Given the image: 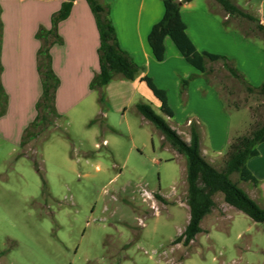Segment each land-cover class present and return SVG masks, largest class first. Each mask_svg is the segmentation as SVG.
I'll use <instances>...</instances> for the list:
<instances>
[{
  "label": "rangeland",
  "instance_id": "1",
  "mask_svg": "<svg viewBox=\"0 0 264 264\" xmlns=\"http://www.w3.org/2000/svg\"><path fill=\"white\" fill-rule=\"evenodd\" d=\"M260 8L264 18V0L249 9L259 16ZM221 15L227 21L223 9ZM228 21L245 41L264 48L255 22ZM207 69L206 75L196 69L190 83L200 79L207 85L202 98L210 89L218 93L232 135L248 134L264 122L263 97L250 93L221 61L208 62ZM181 77L172 99L177 115L164 118L188 138L195 100H189V86L181 97ZM3 96L0 84V102ZM137 102L163 116L154 96H139L126 113L112 108L106 97L104 116L84 115L86 104L69 115L51 116L54 122H43L25 147L0 135V264H264V225L232 206L228 210L221 193L214 196L203 232L189 246L176 242L190 216L186 159L144 119ZM200 122L203 148L222 169L228 144L210 146L208 126ZM231 178L250 189L238 174Z\"/></svg>",
  "mask_w": 264,
  "mask_h": 264
},
{
  "label": "crops",
  "instance_id": "2",
  "mask_svg": "<svg viewBox=\"0 0 264 264\" xmlns=\"http://www.w3.org/2000/svg\"><path fill=\"white\" fill-rule=\"evenodd\" d=\"M64 1L0 0L3 23L0 84L4 93L0 102V135L20 148L24 132L37 117L36 103L42 93L37 67V53L41 42L36 38V33L40 26L51 28V18L59 11ZM234 1L264 25L263 9H259V16L253 15L249 9L255 0ZM103 2L110 5L111 19L121 48L128 52L138 65L144 67L141 76L148 74L159 87L167 90L169 103L176 116L177 108L172 99H176L179 93L178 77L187 78L196 73V69L185 60L170 37L165 39L166 53L163 61H158L152 54L148 35L164 15V0ZM221 9L214 0H192L184 4L181 15L187 25V35L198 51L228 57L251 85L258 86L264 82V48L245 41L237 31L226 29L223 26ZM225 15L228 19V15ZM58 34L62 42L53 44L50 49L53 70L60 79L56 93L57 111L61 116H65L86 104L84 115L104 116L101 104L95 107L93 102V96L99 93L90 87L100 69V37L95 16L86 0H74L69 17L58 25ZM141 76L133 81L117 79L108 84L105 92L112 108L116 111L124 110L126 113L139 96L152 99L154 95L141 80ZM169 85L173 89L169 88ZM206 86L200 79L189 85V100H195L193 114L196 121L193 122L203 129L200 120L205 121L210 146L223 147L235 136L231 134L229 117L218 93L210 89L207 98H202L199 94ZM154 98L159 102L155 96ZM196 102L200 104L195 106ZM158 104L160 107V102ZM189 122L190 120L187 123ZM172 128L183 135L177 127ZM183 139L189 141L190 132L188 138ZM202 139L200 133L202 155L217 167L215 158L208 155V148H203ZM257 148L259 155L247 163L257 183L246 182L250 183L251 187L244 191L264 209V142ZM226 206L228 210L231 208L228 204ZM204 219L201 223L202 230Z\"/></svg>",
  "mask_w": 264,
  "mask_h": 264
},
{
  "label": "trees",
  "instance_id": "3",
  "mask_svg": "<svg viewBox=\"0 0 264 264\" xmlns=\"http://www.w3.org/2000/svg\"><path fill=\"white\" fill-rule=\"evenodd\" d=\"M91 8L97 23L100 37L98 49L100 69L91 81L90 87L99 93V102L104 107L106 100V87L113 80L121 79L133 81L141 76L144 67L138 65L133 58L121 48L115 26L110 15V5L103 0H86ZM192 0H164V15L151 29L148 35V44L153 56L158 61H163L166 53L165 39L170 37L185 60L203 75L208 72V62L221 61L228 73L247 85L250 93L256 92L264 98V82L255 87L251 85L244 74L232 64V61L223 55L196 49L187 35L181 11L184 4ZM228 15L227 21H223L226 29L234 30L229 19H247L255 22L257 29L264 35V25L254 16L242 10L234 0H214ZM74 0H65L59 11L51 18V28L40 26L36 38L41 42L37 53V67L41 78L42 93L37 102V117L29 125L23 134L21 146L24 147L42 131V124L53 123L51 116H61L56 107V93L60 86V79L53 70L51 46L61 43L62 38L58 34V25L69 17ZM2 8L0 4V51L3 38V23L1 19ZM247 37V35H244ZM0 70L2 66L0 64ZM191 74L188 78H180V95L185 98L190 81L196 78ZM141 80L146 83L153 95L160 102V111L157 114L152 106L146 102L136 104L138 112L164 137V140L180 155L186 159L187 179V204L189 206V221L177 237L176 242L189 246L198 234L203 230L201 223L208 216L216 203L214 196L221 193L224 201L229 206L236 208L249 216L253 221L264 225V209L244 191L237 182L231 178L232 174H238L244 182L257 183V179L249 170L248 161L259 155L257 146L264 142V122L252 129L248 134L235 136L228 144L225 165L218 169L208 162L201 153L200 133L195 122L190 123V140L185 141L182 136L165 120L173 118L175 113L169 104L168 92L159 87L155 80L145 74ZM37 165V164H36ZM160 200L163 198L156 194Z\"/></svg>",
  "mask_w": 264,
  "mask_h": 264
}]
</instances>
